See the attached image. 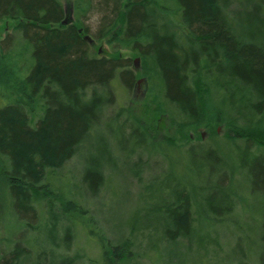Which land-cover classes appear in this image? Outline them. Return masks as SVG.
Masks as SVG:
<instances>
[{
	"label": "trees",
	"instance_id": "1",
	"mask_svg": "<svg viewBox=\"0 0 264 264\" xmlns=\"http://www.w3.org/2000/svg\"><path fill=\"white\" fill-rule=\"evenodd\" d=\"M171 1L172 7L166 0H71L72 22L61 0H0V24L16 22L0 42V264L84 260L74 255V230L92 213L66 187L78 188L80 180L96 198L108 179L103 163L92 159L79 172L87 147L116 146L144 165L133 174L139 187L153 164L170 174L182 160L179 178L166 186L174 201L156 211L173 220V239L194 229L199 206L217 225L244 234L237 220L247 216L245 193L264 205V0ZM92 35L111 37L114 53L141 58L148 100L184 135L214 121L236 137L213 148L154 142L117 105L115 86L130 93L137 82L132 60L93 55L85 40ZM68 165L76 169L64 175ZM228 217L233 222L219 221ZM96 235L103 264L133 259L130 241ZM258 257L264 264V251Z\"/></svg>",
	"mask_w": 264,
	"mask_h": 264
},
{
	"label": "rangeland",
	"instance_id": "2",
	"mask_svg": "<svg viewBox=\"0 0 264 264\" xmlns=\"http://www.w3.org/2000/svg\"><path fill=\"white\" fill-rule=\"evenodd\" d=\"M61 1L65 4L67 14L70 15L73 3L71 0ZM166 1L170 7L173 6V1ZM70 17L72 19V15ZM95 19L88 24L92 26V34L97 28ZM15 25V21L5 20L1 22L0 42ZM91 38L95 40L92 47L93 55L102 58L131 59L132 68L136 72L134 61L141 59L136 54L125 50L114 53L109 48L111 37L103 41H97L94 35ZM142 66L141 60L140 68L136 72L137 82L133 90L128 93L118 83L115 86V93L118 96L117 105L120 104L127 110L128 119L135 120L154 142L179 148V146H189L192 143L202 141L205 146L213 148L214 141L222 142L226 137H236L233 130L226 125L216 124L214 121L211 127L195 135L194 139L191 135H184L179 126L172 123L167 115L159 112L158 107L148 100L150 82L144 75ZM139 82H141L140 85ZM109 135L110 128L101 130V136L104 139L108 140ZM239 145L243 144L239 143ZM129 148L127 147V149ZM82 152L84 158L78 159L76 163L79 172H82L86 168V162L88 163V160L92 159L94 162L103 163L102 171L104 175L108 176V179L105 190L96 198L86 193L80 180L76 185L78 188L72 185L66 187V193L74 194L76 192L77 195L74 197L82 200L85 207L92 213V215L84 217L86 223L83 226L74 230V255L77 254L84 258L80 264H103L102 250L96 240V233L103 234L113 241L122 240L121 244L126 240L132 243L127 246V250H131L136 258L117 259L115 261L118 264H261L258 254L261 255L264 251L262 236L264 233V214L262 212L264 205L260 197L248 195V192L245 193L244 201L247 203V216L245 219L237 220L238 225L244 227V234L243 231L238 233L234 227L217 225L204 216L205 207L202 210L199 206L198 209L196 208L197 215L193 217L196 218L193 225L194 229L190 233L184 232L181 237L173 239L172 237L177 233V229L171 224L173 220L163 218L156 211L159 206L166 203L164 200L169 203L174 201L170 195L171 191H168L166 186L172 179L179 178L182 169L179 167L180 165L183 166L182 160L180 163L176 161L177 168L170 174H166L156 164H153V168H149L153 174L145 175L147 177L146 185L139 187L140 185H137L133 179V174L136 170L142 171L144 165L138 166L134 159H127L125 152L120 151L118 147L92 146L91 148L87 147ZM74 169L76 166L68 165L63 173L64 175L74 173L72 171ZM193 194L197 198L195 192ZM240 207L243 208L242 205ZM237 212L239 209L236 214ZM232 218H220L219 221L226 219V222H233ZM132 228L134 230L139 228L136 237L131 236ZM47 234L48 231H45L44 235L48 236ZM3 237V229L0 225V240ZM239 237L242 239L239 240Z\"/></svg>",
	"mask_w": 264,
	"mask_h": 264
},
{
	"label": "water",
	"instance_id": "3",
	"mask_svg": "<svg viewBox=\"0 0 264 264\" xmlns=\"http://www.w3.org/2000/svg\"><path fill=\"white\" fill-rule=\"evenodd\" d=\"M65 24H67V22H66ZM85 40H86L91 46L94 45V41H93V39H92L91 37H89V36H85ZM139 65H140V60H136V61H135V67H136V69L139 67Z\"/></svg>",
	"mask_w": 264,
	"mask_h": 264
},
{
	"label": "bare ground",
	"instance_id": "4",
	"mask_svg": "<svg viewBox=\"0 0 264 264\" xmlns=\"http://www.w3.org/2000/svg\"><path fill=\"white\" fill-rule=\"evenodd\" d=\"M71 19V18H70ZM71 20H73V17H72V19ZM67 22V24H65ZM73 22V21H72ZM63 25L64 26H66V25H68V21H65V22H63ZM94 43H95V41H94ZM90 45V44H89ZM91 46V45H90ZM91 47H93V46H91ZM137 60H140V65H141V59H137ZM140 65H139V67L138 68H140ZM134 67H135V61H134ZM137 68V69H138ZM135 70H136V72L138 71L137 69H136V67L134 68ZM142 82V81H141ZM141 82H139V85L141 84ZM193 137V139L195 138V136H192ZM136 257H134L133 256V259H135Z\"/></svg>",
	"mask_w": 264,
	"mask_h": 264
}]
</instances>
